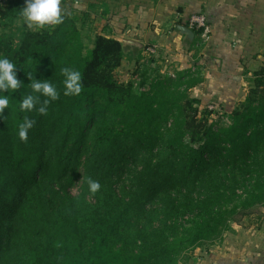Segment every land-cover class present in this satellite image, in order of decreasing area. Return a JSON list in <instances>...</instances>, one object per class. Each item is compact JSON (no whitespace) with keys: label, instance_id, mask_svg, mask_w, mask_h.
<instances>
[{"label":"trees","instance_id":"1","mask_svg":"<svg viewBox=\"0 0 264 264\" xmlns=\"http://www.w3.org/2000/svg\"><path fill=\"white\" fill-rule=\"evenodd\" d=\"M24 7L9 0L0 18L13 22ZM142 52L104 35L86 50L66 15L53 31L25 26L19 42L0 35V57L17 65L22 83L0 117V264H181L183 250L214 245L240 215L264 208V66L244 101L223 109L221 125L210 112L199 119L190 96L199 72L119 79L124 61L138 65ZM65 67L81 73L78 95H64ZM29 75L59 93L44 115L19 110ZM25 115L35 121L26 142ZM90 178L101 184L96 194ZM194 211L202 219L170 239L167 222ZM161 215L166 226L148 232Z\"/></svg>","mask_w":264,"mask_h":264},{"label":"crops","instance_id":"2","mask_svg":"<svg viewBox=\"0 0 264 264\" xmlns=\"http://www.w3.org/2000/svg\"><path fill=\"white\" fill-rule=\"evenodd\" d=\"M61 9L62 16L75 22L89 49L98 35L130 39L143 48L149 42L160 47L171 43L177 18L194 15L206 17L217 48L264 49V0H61ZM235 233L230 239L227 232L214 250L207 248L202 258L195 255L185 264H264V225L240 227Z\"/></svg>","mask_w":264,"mask_h":264},{"label":"rangeland","instance_id":"3","mask_svg":"<svg viewBox=\"0 0 264 264\" xmlns=\"http://www.w3.org/2000/svg\"><path fill=\"white\" fill-rule=\"evenodd\" d=\"M190 17L177 18L178 25H184L190 28ZM27 28V27H26ZM53 27H46V30L53 31ZM25 31L22 18L13 22L5 23L0 18V35L8 33L15 37L19 42ZM196 32L193 41H189L184 35L176 29L171 32V43L153 46L148 43L140 56L138 65L131 62L122 66L118 70V77L121 80H134L137 84L148 79L163 78L166 76L174 77L177 74L192 70L199 72L203 82L190 91L191 98L198 99L199 119L207 117L210 123H219L226 125L229 123L225 118V111H232L242 103L248 92L253 86V75L264 66V49L258 48H235L228 49L217 48L214 46V33L211 31L193 29ZM89 48L86 47V50ZM228 51V52H227ZM240 57V58H239ZM125 62V61H124ZM219 62V64H218ZM225 63V67L223 64ZM252 72V74H250ZM225 111H224V110ZM207 113V114H206ZM82 180L80 179L76 186L70 190V194L77 197L81 193ZM239 195L242 191L239 190ZM93 204L95 200L88 198ZM257 214H252L244 218L240 215L236 222L231 223L228 234L230 239L235 237L236 230L239 228L263 227L264 208L255 210ZM203 217L199 211L189 212L179 218L171 219L167 222L169 226L167 234L172 240L182 239L188 231L194 228L197 222ZM164 216L158 217L154 224L148 229V232H157L166 225ZM236 226V229L233 228ZM128 234H132L136 229L134 227L125 229ZM215 245H205L197 249L181 250V262L192 259L195 255L202 258L207 248Z\"/></svg>","mask_w":264,"mask_h":264},{"label":"clouds","instance_id":"4","mask_svg":"<svg viewBox=\"0 0 264 264\" xmlns=\"http://www.w3.org/2000/svg\"><path fill=\"white\" fill-rule=\"evenodd\" d=\"M20 17L28 29H44L47 26L59 25L63 23L61 0H26V7L20 11ZM17 68V65L10 59L0 57V117H3L5 109L9 110L10 97L22 87L21 81L17 78ZM62 73L65 77L63 81L64 95H78L82 90L81 73L68 67L63 68ZM30 78L32 92L23 96L19 102V110L22 113L37 110L44 115L47 113L48 105L59 99V93L57 88L49 82L50 80L40 81L31 76ZM4 92H8L9 95H3ZM41 97L45 98L43 100L45 106H40L37 109L36 106ZM34 123L35 121L27 115L23 117L18 131L21 141H27L28 132ZM88 187L92 194H96L100 191L101 184L90 178Z\"/></svg>","mask_w":264,"mask_h":264},{"label":"built area","instance_id":"5","mask_svg":"<svg viewBox=\"0 0 264 264\" xmlns=\"http://www.w3.org/2000/svg\"><path fill=\"white\" fill-rule=\"evenodd\" d=\"M9 0H0V11H2L6 5L8 4ZM54 25H51L49 27H53ZM189 28V27H188ZM190 29L193 31V29L196 30H205L206 32L209 31V24L205 16L202 15H194L190 19Z\"/></svg>","mask_w":264,"mask_h":264},{"label":"water","instance_id":"6","mask_svg":"<svg viewBox=\"0 0 264 264\" xmlns=\"http://www.w3.org/2000/svg\"><path fill=\"white\" fill-rule=\"evenodd\" d=\"M177 30L182 34L184 35L187 39H189L190 41H193L194 38H195V33L188 27L184 26V25H179L177 26ZM119 42H121L124 46H130V47H134V48H137V49H143V46L136 42V41H133V40H130V39H122V40H119ZM219 64V62H218Z\"/></svg>","mask_w":264,"mask_h":264}]
</instances>
